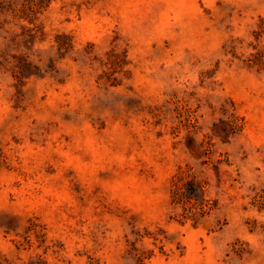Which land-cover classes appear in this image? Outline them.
Here are the masks:
<instances>
[{
  "label": "rangeland",
  "instance_id": "obj_1",
  "mask_svg": "<svg viewBox=\"0 0 264 264\" xmlns=\"http://www.w3.org/2000/svg\"><path fill=\"white\" fill-rule=\"evenodd\" d=\"M0 264H264V0H0Z\"/></svg>",
  "mask_w": 264,
  "mask_h": 264
},
{
  "label": "trees",
  "instance_id": "obj_2",
  "mask_svg": "<svg viewBox=\"0 0 264 264\" xmlns=\"http://www.w3.org/2000/svg\"><path fill=\"white\" fill-rule=\"evenodd\" d=\"M183 186L186 187V190L187 187H191L192 190L190 191H196L197 194L203 191L202 188H196L190 168L187 170L180 168L179 172L172 178V203L184 206L183 218L185 220L192 219L197 224L201 218L208 215L214 208L202 198L200 204H197L199 203L197 202L194 207H188L185 203L192 202L194 198L191 193L186 194V191L183 192Z\"/></svg>",
  "mask_w": 264,
  "mask_h": 264
}]
</instances>
